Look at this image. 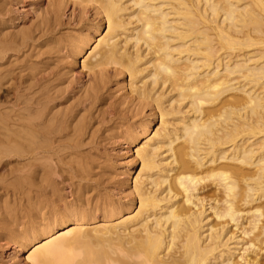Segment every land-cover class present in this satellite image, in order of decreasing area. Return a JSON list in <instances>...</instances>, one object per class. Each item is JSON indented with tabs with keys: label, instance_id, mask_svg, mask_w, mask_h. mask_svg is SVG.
<instances>
[{
	"label": "bare ground",
	"instance_id": "obj_1",
	"mask_svg": "<svg viewBox=\"0 0 264 264\" xmlns=\"http://www.w3.org/2000/svg\"><path fill=\"white\" fill-rule=\"evenodd\" d=\"M68 3L94 32L66 46L91 50L79 89L49 61ZM35 4L0 0V239L36 224L6 248L35 247L30 264H264V0ZM119 75L130 95L113 98ZM147 117L161 123L132 197L107 201L122 183L91 131Z\"/></svg>",
	"mask_w": 264,
	"mask_h": 264
},
{
	"label": "rangeland",
	"instance_id": "obj_2",
	"mask_svg": "<svg viewBox=\"0 0 264 264\" xmlns=\"http://www.w3.org/2000/svg\"><path fill=\"white\" fill-rule=\"evenodd\" d=\"M50 1L51 0H33V1L29 0V2H31L33 4V5H31V7H34L36 5L35 3H37L38 6L41 7V9L45 8L47 6L48 2H50ZM68 4L69 5L66 6V8L64 9L65 13H67V14H65L64 19H63L65 23H64L59 35L57 36V37H59V36L63 37L62 45H63V47L65 49L62 48V50H65V51L64 52L62 50L59 51L58 53L55 54L56 58H54L53 60H49V61H50V63H53V64H54V62L57 63V64H61V65L65 64L67 66L69 64V66L67 68L68 69L67 71L69 72V74H68L69 79L71 81L75 82L74 85H76L77 84L76 82L78 80H80V79H82V81H83L82 84H84V82L88 83V81L91 80L90 75H88L89 72L87 71V69H84L83 65H82L84 59H86V57L89 55L91 50L89 49L87 51V53H84L82 55V57H79V58L76 59L73 56L74 55L73 52L69 51V48H66V46L68 45V47H69L70 40L76 38L79 34L89 33L90 36H92V35H94V32L92 31L93 29H89V26H88L89 23L82 22L81 19H77V18H79L78 10L76 12V15L74 17L73 16L71 17V14H72V11L74 9V6L71 5V3H68ZM31 7H29V8H31ZM39 14H40V12H38V13L33 12V14L30 15V16L32 17V20H35V19L37 20ZM92 14L88 16L89 20H92V18H94ZM36 15H37V17H36ZM31 17H28V18H30V21H31ZM103 30H104V32H106V27L105 26L102 27V30L100 31V33ZM64 33H66V34H64ZM96 38L98 39L99 37H96ZM64 40L67 41L68 43L65 42ZM93 41H95V39ZM66 50H67V52H66ZM66 54H67L68 57L66 56ZM69 55H71V56H69ZM68 58H69V60H68ZM78 78H80V79H78ZM128 80H129V78H128L127 75H119L117 80L115 79L110 84L109 93L112 92V93H110L112 95V97L114 95L115 97L117 96L116 98H121L119 96L124 93V90H125V92L127 91L126 92V93H128L127 95H130L131 89L129 88L130 86H128L129 85L128 84L129 83ZM79 84L80 83H78L76 85L77 89L82 87V84H80V85ZM106 94H108V93H106ZM115 97H113V98H115ZM146 112H147L148 116L151 113L148 109L146 110ZM134 119L136 120L137 118H134ZM131 121H132V119H131ZM147 122H148V117H147V121L137 122L136 126L138 124H141V123L142 124L140 125L139 128H137L135 130H134V128H132V129L129 128L130 124L129 123H125L124 121H123V123L122 122L117 123V124L115 123V124L112 125V127H108L107 126L108 129H101V130L100 129H98V130L94 129V128L98 127L97 124H95L93 130L91 129L92 130L91 133L92 132H96L95 133L96 137H94V140H95V143L98 144L97 150L99 149L98 151L96 149L94 150L97 153V154L95 153V156L96 157L98 156L97 158H99L103 162L105 161L107 164H109V167L107 169L108 173H109V176H111V177L114 176L113 179H116L115 181L118 180V181H121V183H122L121 186L119 184H116V187L119 185V187H117L118 191H113V190H110V189L109 190L107 189L106 191H103V193L107 192L105 194H107L108 196L111 195L114 199L116 198L115 200H117L118 198H122L123 201H126L127 199H130L132 197V196L127 195V194H131L130 190L133 188L132 185H134L135 177H136V175H137V173H138V171L140 169V162H139V159L137 157V150L142 145L141 143L145 141L146 137L153 136L154 132L159 128V125L161 123L160 122V118L157 117L155 120H153L152 124L147 129V128H145V127L148 126ZM133 138H134V140L136 139L135 142H134ZM130 140L133 141V143ZM89 141H90V137H87V141L86 142H89ZM99 145H101V146H99ZM104 157H105V159H104ZM12 160H14V159H12ZM107 160H108L109 163L107 162ZM12 162H14V161H12ZM109 169H112V170H109ZM110 171H112V172H110ZM117 174H118V176H117ZM129 185H130V187H129ZM118 188H120V189H118ZM112 192H114V194ZM120 192H122V193H120ZM107 195H105L106 197L104 196L105 199H107V197H108ZM111 196L108 197L107 201L114 200ZM110 198H112V199H110ZM100 219H102V218L99 215H97L96 221H99ZM92 222H94V221H92ZM92 222H91V224H94ZM29 224L31 225V223H28V225ZM28 225L27 224L26 225H20L19 228L16 229V230H13L12 233H11V231H8L7 236L9 235V237H10V235H11V239L12 240L15 239V241H16V238H17V241H20L19 240L21 238L20 236H21L22 232L24 233V231H25L24 227H26L27 230H28V227H29ZM32 225L29 227V230L31 228H33V227H36V224L34 225L32 223ZM21 230H22V232H21ZM4 232L6 233V231H4ZM17 234L18 235L20 234V236H18ZM7 236L5 234H1V239H0V248H1L0 249V257H1L0 258V264H30V261L28 262L27 257L34 250L35 247H31L30 246V247L20 251L15 257V255H13L14 246H13V248L12 247L6 248V246H5V241H6V237ZM18 237H20V238H18ZM1 246H3V248ZM3 250L7 251L8 253H11V252L12 253L10 255L7 253L6 255H4L2 257V253L1 252Z\"/></svg>",
	"mask_w": 264,
	"mask_h": 264
}]
</instances>
